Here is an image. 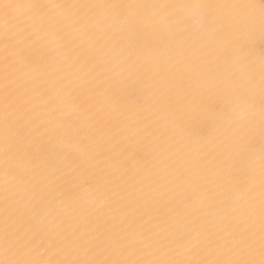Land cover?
Returning a JSON list of instances; mask_svg holds the SVG:
<instances>
[{"label":"snow or ice","instance_id":"1","mask_svg":"<svg viewBox=\"0 0 264 264\" xmlns=\"http://www.w3.org/2000/svg\"><path fill=\"white\" fill-rule=\"evenodd\" d=\"M0 264H264V0H0Z\"/></svg>","mask_w":264,"mask_h":264}]
</instances>
